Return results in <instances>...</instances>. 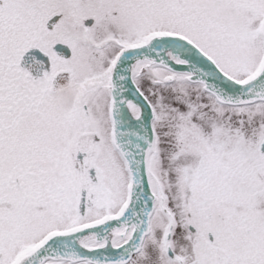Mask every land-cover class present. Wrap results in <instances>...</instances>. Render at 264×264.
Instances as JSON below:
<instances>
[{"label": "snow or ice", "instance_id": "1", "mask_svg": "<svg viewBox=\"0 0 264 264\" xmlns=\"http://www.w3.org/2000/svg\"><path fill=\"white\" fill-rule=\"evenodd\" d=\"M0 264H264V0H0Z\"/></svg>", "mask_w": 264, "mask_h": 264}]
</instances>
